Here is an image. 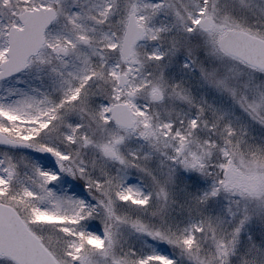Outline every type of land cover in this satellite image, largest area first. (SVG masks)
<instances>
[{"label":"snow or ice","instance_id":"snow-or-ice-1","mask_svg":"<svg viewBox=\"0 0 264 264\" xmlns=\"http://www.w3.org/2000/svg\"><path fill=\"white\" fill-rule=\"evenodd\" d=\"M0 264H264V0H0Z\"/></svg>","mask_w":264,"mask_h":264}]
</instances>
